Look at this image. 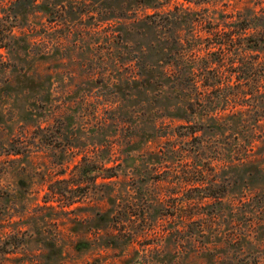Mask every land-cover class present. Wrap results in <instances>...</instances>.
Listing matches in <instances>:
<instances>
[{
	"label": "rangeland",
	"instance_id": "1",
	"mask_svg": "<svg viewBox=\"0 0 264 264\" xmlns=\"http://www.w3.org/2000/svg\"><path fill=\"white\" fill-rule=\"evenodd\" d=\"M262 12L0 0V264H264Z\"/></svg>",
	"mask_w": 264,
	"mask_h": 264
},
{
	"label": "trees",
	"instance_id": "2",
	"mask_svg": "<svg viewBox=\"0 0 264 264\" xmlns=\"http://www.w3.org/2000/svg\"><path fill=\"white\" fill-rule=\"evenodd\" d=\"M253 18L254 20H257V19L260 20L264 18V12H262L261 14L256 13ZM244 21L245 19L242 20L241 22H237L239 24L235 22L233 26V33L236 32V29H238L240 33H243L244 31L252 28V26H250L247 22H244ZM256 25L257 27H261V28H258L259 31L256 28L254 32L255 38H251L248 41L250 44L248 45V49L247 47L245 48V52L248 51L249 55L246 54L247 52L244 53L246 57L248 56L247 60L242 61L240 67H238V70H236V73H237L236 75H238L237 79L239 83L237 84V86H234V85L230 86L231 92L229 95L226 96L227 99H233V101L235 102L241 98L245 99L249 95H251L250 96L251 99L255 102H261V101L264 102V93L261 90L262 89L261 84L264 81V74L261 76L258 74V72H254L256 70L257 65L261 67L264 66V60L260 62L261 54L264 55V28L260 26L259 24H256ZM233 39L234 38L231 37V34H230L228 36V41L233 42L234 41ZM242 84L244 86H242ZM113 176L114 175H111V177Z\"/></svg>",
	"mask_w": 264,
	"mask_h": 264
}]
</instances>
